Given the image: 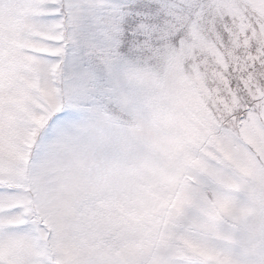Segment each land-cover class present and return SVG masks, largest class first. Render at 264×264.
Here are the masks:
<instances>
[{
	"label": "snow or ice",
	"instance_id": "6c2138e0",
	"mask_svg": "<svg viewBox=\"0 0 264 264\" xmlns=\"http://www.w3.org/2000/svg\"><path fill=\"white\" fill-rule=\"evenodd\" d=\"M0 264H264V0H0Z\"/></svg>",
	"mask_w": 264,
	"mask_h": 264
}]
</instances>
